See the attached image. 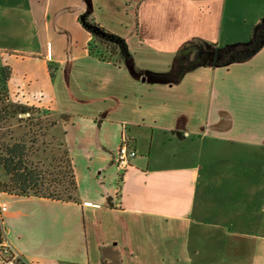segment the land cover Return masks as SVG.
Segmentation results:
<instances>
[{
	"label": "crops",
	"instance_id": "1",
	"mask_svg": "<svg viewBox=\"0 0 264 264\" xmlns=\"http://www.w3.org/2000/svg\"><path fill=\"white\" fill-rule=\"evenodd\" d=\"M83 13L144 58L90 54ZM263 17L264 0H0L11 97L59 119L78 184V200L0 191L13 248L33 264H264V46L214 64Z\"/></svg>",
	"mask_w": 264,
	"mask_h": 264
},
{
	"label": "trees",
	"instance_id": "2",
	"mask_svg": "<svg viewBox=\"0 0 264 264\" xmlns=\"http://www.w3.org/2000/svg\"><path fill=\"white\" fill-rule=\"evenodd\" d=\"M79 21L84 29L91 34L93 41L88 45L90 54L102 61L122 64L131 59L132 52L127 39L99 24L88 14H81ZM208 48L215 44L205 43ZM264 46V17L253 27L249 42L232 45L228 52L218 59L215 65H228L244 62L252 58ZM54 76L53 65L49 66ZM12 67L9 64L0 66V122H7L18 114L14 110V99L9 91ZM17 102V101H16ZM21 105V104H19ZM35 117L45 122L50 109L31 106ZM11 111V112H10ZM42 116H47L43 119ZM44 125V124H43ZM42 125V126H43ZM33 146L25 139L6 141L0 138V169L7 179L0 177V191L19 195H38L63 200H78V184L73 162L68 160L66 169L52 170L43 168L40 162L33 160Z\"/></svg>",
	"mask_w": 264,
	"mask_h": 264
},
{
	"label": "rangeland",
	"instance_id": "3",
	"mask_svg": "<svg viewBox=\"0 0 264 264\" xmlns=\"http://www.w3.org/2000/svg\"><path fill=\"white\" fill-rule=\"evenodd\" d=\"M125 19L128 18L125 17ZM103 20L107 21L106 18H103ZM23 30V35L18 39L22 41L19 45L31 44L28 42V37L31 35L30 29L24 28ZM78 35L79 36L76 34L74 35L72 44L76 50H82L85 43L84 35ZM133 45H135V41H132V46ZM135 48H137V46H135ZM27 49L30 50V48ZM137 51V54H135L134 50L131 51L133 54L132 60L135 57L136 59L138 57H142V59L144 58L142 51ZM1 65L3 64L0 63V66ZM63 74L66 80L68 77L67 72L64 70ZM13 101L15 102L13 105L15 109L12 111L18 114H14L16 116L10 118L5 123H3V121L0 122V138L8 142L25 139L29 145L33 146V160L40 162V165L43 168H49L56 171L66 169L67 162L68 160L72 161V157L65 141L64 130L59 125V119H57L56 116H53L50 111L48 120L45 119L47 116H42L46 121L41 122L35 117V110L31 109V106L35 105L21 103L20 101L16 102L15 100ZM0 177L2 179H7L2 169H0ZM212 194L218 196L217 192Z\"/></svg>",
	"mask_w": 264,
	"mask_h": 264
},
{
	"label": "built area",
	"instance_id": "4",
	"mask_svg": "<svg viewBox=\"0 0 264 264\" xmlns=\"http://www.w3.org/2000/svg\"><path fill=\"white\" fill-rule=\"evenodd\" d=\"M137 154V148L131 144L127 137H124L117 158L119 168L124 170L129 167L131 159L137 156ZM5 232L0 212V264H33L28 262L23 255L13 248L6 240Z\"/></svg>",
	"mask_w": 264,
	"mask_h": 264
}]
</instances>
